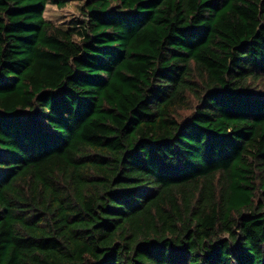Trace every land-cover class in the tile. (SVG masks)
<instances>
[{
  "label": "trees",
  "instance_id": "trees-1",
  "mask_svg": "<svg viewBox=\"0 0 264 264\" xmlns=\"http://www.w3.org/2000/svg\"><path fill=\"white\" fill-rule=\"evenodd\" d=\"M68 3L0 0V264H264V0Z\"/></svg>",
  "mask_w": 264,
  "mask_h": 264
},
{
  "label": "rangeland",
  "instance_id": "rangeland-1",
  "mask_svg": "<svg viewBox=\"0 0 264 264\" xmlns=\"http://www.w3.org/2000/svg\"><path fill=\"white\" fill-rule=\"evenodd\" d=\"M82 2L83 0H69V3L64 7L50 4L46 7L45 17L53 20V22L62 27L71 26L74 21L82 17L80 12V5ZM191 112L190 108H183L180 110V114L183 116Z\"/></svg>",
  "mask_w": 264,
  "mask_h": 264
}]
</instances>
